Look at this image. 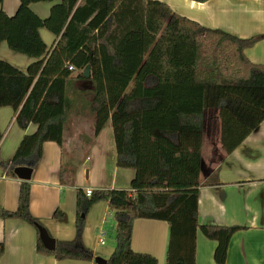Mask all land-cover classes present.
<instances>
[{"label": "trees", "instance_id": "obj_1", "mask_svg": "<svg viewBox=\"0 0 264 264\" xmlns=\"http://www.w3.org/2000/svg\"><path fill=\"white\" fill-rule=\"evenodd\" d=\"M55 1L61 3L46 20L29 9ZM42 28L58 38L51 51L40 37ZM259 41L264 35L240 39L150 0H21L14 17L0 8V44L35 60L26 73L0 61V108L12 107L21 129L38 127L24 136L12 160L0 153L2 175L18 179L16 168L36 170L46 142L62 146L72 100L69 67L82 71L78 79L89 85L95 136L111 121L116 166L135 171L129 190H95L87 197L79 189L76 236L55 240L54 251L38 237L37 251L58 262H91L94 254L83 232L91 208L106 202L116 241L107 264H159L131 248L138 219L169 223L166 264L196 263L199 230L218 242L215 261L226 264L229 242L239 229L200 225L198 219L204 118L208 110L217 112L227 155L264 121V66L244 53ZM87 67L89 79L83 76ZM4 134L0 131V144ZM30 199L31 183L21 181L17 210L0 209V219L22 220L39 236L45 227L32 216ZM53 219H63V213L57 210ZM3 255L0 245V259Z\"/></svg>", "mask_w": 264, "mask_h": 264}, {"label": "crops", "instance_id": "obj_2", "mask_svg": "<svg viewBox=\"0 0 264 264\" xmlns=\"http://www.w3.org/2000/svg\"><path fill=\"white\" fill-rule=\"evenodd\" d=\"M150 1L163 3L173 13L205 28L222 30L240 39L264 35V0ZM60 3L38 2L31 4L29 9L38 18L46 20L51 15L52 7ZM20 5L21 0H3L0 8L8 17H14ZM39 34L51 51L58 38L45 28L40 29ZM244 53L251 63L264 66V41L245 49ZM0 61L7 62L23 73L35 62L10 50L6 42L0 44ZM81 73L75 70L71 75L72 100L63 144H44L42 160L32 172L30 180V212L56 240H72L76 236L79 189L84 192L129 190L135 177V171L116 166L117 153L111 121L95 136V119L91 108L93 96L85 87L87 83L78 79ZM15 118L12 107L0 108V131L5 133L0 153L6 161L13 159L24 136L33 135L38 129L37 125L30 124L23 130ZM106 139L110 149L116 153V167L111 181H106L108 173H104L101 179L99 170L102 164L96 167L95 174L87 165L93 159L94 152L105 145ZM225 155L211 172L202 171L203 186L198 198L199 224L239 229L229 242L226 264H264V121L233 153ZM119 177L124 188H119L122 187L118 184ZM20 182L19 178H6L0 172V209L11 212L17 210ZM57 210L63 213V219H53ZM108 214L111 215L108 204L100 202L91 208L87 216L83 241L93 251L91 262H58L53 256L41 254L37 251L39 236L34 227L18 219H0V245H4L0 264H95L96 257L107 261L116 248L115 223H109ZM102 231L106 232L104 245L99 243ZM169 240L170 226L165 221L138 219L133 224L132 250L155 257L159 264H166ZM217 246V241L207 238L199 230L195 264H217Z\"/></svg>", "mask_w": 264, "mask_h": 264}, {"label": "rangeland", "instance_id": "obj_3", "mask_svg": "<svg viewBox=\"0 0 264 264\" xmlns=\"http://www.w3.org/2000/svg\"><path fill=\"white\" fill-rule=\"evenodd\" d=\"M85 87H89V85H85ZM205 124H204V135H203V153H202V171L204 172H211V169H214L215 166H217L223 158H225V151L222 148L221 145V136H220V124L219 119L217 116V112L215 110H208L206 111L205 118H204ZM111 127V126H110ZM106 137V134H105ZM105 145H101L98 152H94L93 159L87 163L89 167L92 168L93 173L95 174L96 167L99 164H102V168L99 170L101 173V179L104 173L109 174L106 181H111L113 179L114 175V160H115V151L114 149H110L106 141L104 140ZM109 147V148H108ZM105 165V168L107 169L106 172H104L103 168ZM119 177V188H124V183L121 182ZM107 219L109 220V223H115L113 215L108 214ZM56 240V239H55Z\"/></svg>", "mask_w": 264, "mask_h": 264}, {"label": "water", "instance_id": "obj_4", "mask_svg": "<svg viewBox=\"0 0 264 264\" xmlns=\"http://www.w3.org/2000/svg\"><path fill=\"white\" fill-rule=\"evenodd\" d=\"M84 78L89 79L90 78V67H87L83 74ZM33 170L27 167H18L15 169L16 176L21 181H30L32 176ZM2 214V211L0 210V215ZM39 237L43 243V245L46 247V249L54 251L56 248V242L55 239H53L49 232L45 228L39 229ZM95 264H107V261L102 259L101 257L95 258Z\"/></svg>", "mask_w": 264, "mask_h": 264}, {"label": "built area", "instance_id": "obj_5", "mask_svg": "<svg viewBox=\"0 0 264 264\" xmlns=\"http://www.w3.org/2000/svg\"><path fill=\"white\" fill-rule=\"evenodd\" d=\"M69 70L74 71L73 67H69ZM91 190H87L85 193L87 195V197H90L92 195ZM105 237H106V232L102 231L101 234L99 235V243L104 245L105 244Z\"/></svg>", "mask_w": 264, "mask_h": 264}]
</instances>
